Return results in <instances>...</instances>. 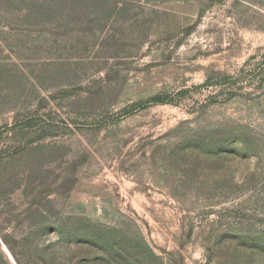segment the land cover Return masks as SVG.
I'll list each match as a JSON object with an SVG mask.
<instances>
[{
  "label": "rangeland",
  "instance_id": "rangeland-1",
  "mask_svg": "<svg viewBox=\"0 0 264 264\" xmlns=\"http://www.w3.org/2000/svg\"><path fill=\"white\" fill-rule=\"evenodd\" d=\"M0 199L48 263L264 264V0H0Z\"/></svg>",
  "mask_w": 264,
  "mask_h": 264
},
{
  "label": "trees",
  "instance_id": "trees-1",
  "mask_svg": "<svg viewBox=\"0 0 264 264\" xmlns=\"http://www.w3.org/2000/svg\"><path fill=\"white\" fill-rule=\"evenodd\" d=\"M0 202H1V199H0ZM8 214H11V213L8 212ZM7 216L8 215H5L3 217L4 219V229L3 230H5L6 232H9L11 229L14 228V226L11 227L12 221ZM31 231H34V229L29 228L27 231L28 237L27 235L26 236L24 235L16 243L12 242L9 235H2L0 237L1 242L6 247V249L12 256L15 263L22 264L20 260L21 254L18 252V250H23L28 253H31L32 255L34 254L36 259L42 262V264H64L63 261H59L58 263H53V261L51 263L46 262L45 258L46 256H48L47 253L36 255L37 250L35 248L32 249L30 247L31 242L29 241L30 240L29 238H31V235L35 233L34 232L31 234ZM1 233H2V228H0V234ZM130 249L134 253L132 264H160L158 261L159 260L158 257L150 250V248H148L144 244H141L140 240H139V244L135 243V246L130 247ZM141 259L143 260V263L141 262ZM101 261L102 260L99 258L92 259L91 261L80 259L78 261H75L73 264H100ZM0 264H11L7 255L2 251L1 247H0Z\"/></svg>",
  "mask_w": 264,
  "mask_h": 264
},
{
  "label": "water",
  "instance_id": "water-1",
  "mask_svg": "<svg viewBox=\"0 0 264 264\" xmlns=\"http://www.w3.org/2000/svg\"><path fill=\"white\" fill-rule=\"evenodd\" d=\"M0 244H1L2 248H3V250L5 251L8 259L10 260L11 264H16L15 261L13 260L12 256L10 255V253L8 252V250L6 249V247L3 245V243L0 242Z\"/></svg>",
  "mask_w": 264,
  "mask_h": 264
}]
</instances>
